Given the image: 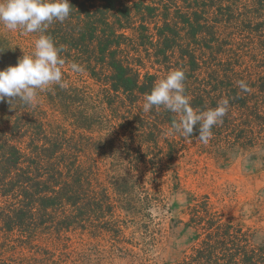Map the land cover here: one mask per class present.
<instances>
[{"label": "trees", "instance_id": "trees-1", "mask_svg": "<svg viewBox=\"0 0 264 264\" xmlns=\"http://www.w3.org/2000/svg\"><path fill=\"white\" fill-rule=\"evenodd\" d=\"M137 1L69 0L72 6L69 17L62 23L54 21L44 33L61 49L60 56L65 61L63 68L71 70L69 66L73 62L85 64L91 79L99 85H109L107 91H102L103 96L109 99L107 102L112 117L108 115L104 121H116L114 119L118 113L114 105L119 97L123 96L128 102L129 108L125 113L131 114L138 108L139 98L144 99L160 80L158 75H144L141 78L120 59L121 46L135 42V37H127L123 32L135 23L134 15H139L140 22L143 9L147 16L156 13L155 6H144L145 0ZM166 1L175 8L179 3L187 6V14L176 16L182 20L183 27L189 29V37L194 44L197 36L206 32H202V29L208 30L209 17L215 16L216 11L221 19H214L215 23H230L231 18L236 19L237 13L239 17H244L238 20L244 29L254 35L264 30V0H244L248 2L246 9L239 4L242 0ZM238 5L245 11H240ZM166 8L170 10L167 5ZM177 33L174 26L166 23L160 28L154 51L158 63L176 48ZM27 34L34 36V42L30 43L29 39L24 38ZM27 34L21 30H8L0 24V70L16 66L24 53L34 51L40 33ZM208 35L212 36V32ZM211 40L203 42L208 51L211 50ZM221 46L217 47L219 54ZM260 46L264 49V38ZM183 52L188 56L182 70L185 72V90L191 106L204 111L215 108L225 99L229 100L230 105L223 122L213 127L207 143L198 139L196 128L187 138L201 142L203 148L207 146L210 153L224 161L235 150L251 151L261 147L264 144V77L254 78L250 74L238 73L235 71V61H222L221 58L216 59L217 65L209 66L201 61L205 70L202 74L200 62L190 47H184ZM100 68L102 71L106 69L108 76L98 71ZM238 81L246 82L247 92L239 89ZM78 93L76 87L54 84L48 87L47 98L53 107L64 113L71 109L69 116L77 118L79 121L75 122H78V126L87 130L96 123L84 121L90 115L72 111L81 96L83 101L87 100L83 93ZM132 116L133 127H119L120 131L128 130L126 134L123 131L119 133V130L112 133L124 137L128 135L123 139L127 150H131L132 146L138 149V153L143 147L147 151H160L159 144L163 142L169 149L157 154L161 155L157 159L161 161L178 147L179 142L166 134L172 121L179 118L177 114L161 107L145 114L139 110L138 114ZM44 127L45 124L37 122L30 106L19 99L13 98L9 102L5 98L0 101V264H112L115 259L126 257L132 258L131 264H135L137 257L134 249L137 246L125 236V230L131 223L121 220L119 214L122 211L131 218L149 221L147 211L157 200L156 195L147 194L141 191V187H136L137 199L134 198L131 203L128 195L133 196V189L122 190V187L115 186L113 190L117 197L113 204L108 189L103 187L93 167L91 169L87 164L80 163L77 155L72 156L77 143L81 142L83 148L89 145L87 136L79 135L66 140L53 135L43 139L38 133H43ZM104 140L94 143V154L107 149ZM65 147L69 155L60 153ZM78 153H81V149H78ZM145 163L155 165L153 160ZM113 180L117 184H125L131 182L132 178L117 175ZM190 210L191 228L198 233L196 236L201 232L204 238L177 264H264V240L259 246L251 247L250 236L243 232L242 227L231 221L226 223L205 200L196 201ZM149 228L148 223L144 225L143 234L150 241L152 234ZM76 231L95 238L97 242H73L71 235ZM106 238L109 240L103 244Z\"/></svg>", "mask_w": 264, "mask_h": 264}, {"label": "rangeland", "instance_id": "rangeland-1", "mask_svg": "<svg viewBox=\"0 0 264 264\" xmlns=\"http://www.w3.org/2000/svg\"><path fill=\"white\" fill-rule=\"evenodd\" d=\"M133 1L138 3L137 0ZM239 4L245 8L248 2L242 0ZM143 5L156 7V13H153L154 18L151 14L147 16L144 9L140 22L139 15H134L135 23L123 32L127 37H135V42L132 44L127 42L119 49L122 51L120 59L125 61L131 71L137 72L141 78L144 75H158L162 79L168 72L178 68L182 69L188 62V56L183 52L184 47H190V51L197 57L202 67V74L205 72L203 63L209 66L217 65L216 59L220 60L221 58L222 61H235L237 65L235 71L238 73L250 74L254 78L264 77V49L260 46V42L264 38V30L254 35L244 29L238 22L244 17H239V14L235 13L236 19L231 18L230 23L227 21L215 23L214 19H221L216 11L215 16L209 17L211 22H209L208 30L202 29V32H206L197 36V42L194 44L189 37V29L183 27L180 22L182 20L176 16L177 14L181 17L182 14L188 13L186 5L179 3L175 8L166 0H145ZM166 5L170 8L169 11H167ZM242 7L239 10L244 12ZM165 23L176 28L178 33L175 43L177 45L174 51L167 53L166 57L160 59V63H158L159 59L156 60L154 57L158 41L156 36ZM142 26L146 29H143ZM210 32H212V36L208 35ZM24 38L29 39L30 43L34 42L32 40L34 36L31 34L25 35ZM211 38V50L208 51L203 42ZM220 46V52L225 51L222 56L217 52V47ZM80 65L83 69L82 72H73L67 67L62 68L63 86L76 87L80 94L83 93L87 100L83 101L81 96V100L75 102L72 111L74 113L81 111L90 115L87 117L89 119L84 121H93L96 123L95 125H90L89 129L84 130L78 126V122H75L79 121L77 118L69 116L68 112L71 109L64 113L63 110L53 107L47 98L48 87L51 85L39 91L38 102L30 106L31 112L37 122L46 125V128L44 127L46 132L38 133L40 137H44L43 139L51 138L53 135L56 137L59 135L66 140L77 138L76 136L79 135L87 136L89 145L83 148L81 142L78 141L80 143H77L72 156L77 155L80 163L87 164L91 169L93 167V171L98 175L103 187L108 189L113 204L117 197L113 190L115 186L122 187V190L131 187L133 196L128 195L130 201L136 198V187H141V191H146L147 194L156 195L157 200L147 211L149 221L138 217L131 218L122 211L119 214L121 220L124 219L131 223L125 230V236L137 246L134 249L137 257L135 264H177L191 253V249L204 238L201 232L196 236L198 233L191 228L189 223L190 209L196 201H207L212 211L220 214L226 223L231 221L232 224H239L243 232L250 236L251 247L263 243L264 144L251 151L235 150L228 155L226 161L210 153L207 146L203 148L201 142L192 141L181 135H171L176 142H179V145L173 153L171 152L167 158H162L161 161L157 160L161 156L157 154L165 153L169 149L163 142L159 144L160 151L156 149L147 151L146 147H143L139 149L141 151L138 153V149L136 150L132 146H130L131 150H127L123 145V139L125 140L128 135L124 137V135L112 133L119 130L120 125L134 126L131 118L134 116L132 115L138 114L139 110L141 113H146L143 111L145 98H139L138 108L131 114H126L125 111L129 108L128 102L124 100L123 96L119 97L114 105L117 107L118 113L114 119L116 121H104L108 115L111 116L109 112L111 108L107 102L109 99L103 96L102 91L103 89L107 91L109 85H99L90 78L86 65ZM99 70L102 71L101 68ZM102 74L108 76L109 72L105 69ZM121 100L122 102H120ZM138 116L136 115V117ZM98 128L100 129L96 130ZM122 131L124 132V129ZM122 131L119 130V133ZM127 132L128 130L124 133ZM101 139H105L103 142L107 144V149L102 153L94 154V143ZM127 142H129L128 139ZM78 149H81V153H78ZM64 152L69 155L68 148L65 147L64 151L60 150V153ZM148 160H153L155 165L145 163ZM117 175L124 178L128 176L132 178V181L117 184L113 180ZM113 183L115 184L113 185ZM147 223L150 225L149 230L152 234L150 241L143 234L144 225ZM71 238L73 242L89 244H93V241L97 242L95 238L77 231L71 235ZM107 239H104L102 243L109 240ZM250 246L249 248H251ZM106 256L104 255V257ZM131 262L132 258L126 257L125 259H115L112 264H131Z\"/></svg>", "mask_w": 264, "mask_h": 264}, {"label": "clouds", "instance_id": "clouds-1", "mask_svg": "<svg viewBox=\"0 0 264 264\" xmlns=\"http://www.w3.org/2000/svg\"><path fill=\"white\" fill-rule=\"evenodd\" d=\"M72 6L69 0H0V24L11 31L40 33L34 44V51L19 58L16 66L0 70V101L9 102L19 99L25 105L38 102V93L49 85L63 86L62 68L65 61L61 58V49L55 45L49 35H45L54 22H64L70 15ZM73 72H82L80 65L71 64ZM185 72L175 69L158 80L151 92L145 96L143 111L164 108L177 114L166 133L191 137L194 128L198 139L207 143L212 136L214 126L223 122L229 109V100L225 99L215 108L204 111L194 109L190 97L186 95ZM242 92L248 91L244 81H238Z\"/></svg>", "mask_w": 264, "mask_h": 264}]
</instances>
